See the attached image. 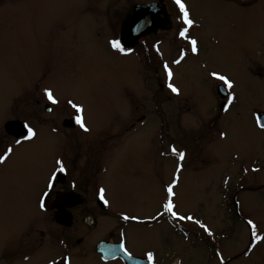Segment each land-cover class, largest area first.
Returning a JSON list of instances; mask_svg holds the SVG:
<instances>
[{
  "label": "rangeland",
  "instance_id": "rangeland-1",
  "mask_svg": "<svg viewBox=\"0 0 264 264\" xmlns=\"http://www.w3.org/2000/svg\"><path fill=\"white\" fill-rule=\"evenodd\" d=\"M88 1L90 6L80 0H0V123L16 119L62 132V121L75 116L68 104L73 101L83 108L89 133H99L85 140L77 135L79 142L121 147L107 162L108 171L115 172L110 179H115L116 208L147 211L143 191L134 192L133 179L122 168L141 166L150 146L151 160L162 152L159 160L169 173L159 199L162 206L171 199L177 213L169 222H177L172 228L164 219L157 228L168 264H264V129L256 120L264 112V0H182L198 54L174 67L171 81L157 69L160 35L144 38L127 57L111 46L135 0ZM173 10L180 13L165 9L172 28L161 35L169 60L177 48H185L183 40L172 43ZM213 72L233 82L232 89L226 88L235 98L227 111L216 109ZM169 83L179 95L167 90ZM45 89L53 91L58 105L50 104ZM46 103L52 105L48 114ZM61 143L58 136L44 134L29 144L39 149L27 157L37 168L26 186H17L19 174L11 180L0 177V190L5 188L0 249L17 234L18 240H36L40 231L53 232L33 196L50 171L53 145ZM171 145L186 154L184 169L174 178ZM152 239L155 246V235Z\"/></svg>",
  "mask_w": 264,
  "mask_h": 264
},
{
  "label": "flooded vegetation",
  "instance_id": "flooded-vegetation-1",
  "mask_svg": "<svg viewBox=\"0 0 264 264\" xmlns=\"http://www.w3.org/2000/svg\"><path fill=\"white\" fill-rule=\"evenodd\" d=\"M80 0L84 6H90L92 2L88 0ZM93 1V0H91ZM183 2V1H182ZM184 3V2H183ZM156 7L158 11H162V8L166 9L168 6L174 9L178 8L175 0H135L130 3L129 9L120 24L119 34L115 40L119 41V35L122 29L124 20L130 16L135 7L145 6ZM180 11V10H179ZM176 15V17H174ZM170 17V16H169ZM163 19H166L164 15L159 16L160 27L166 26L163 23ZM173 19L177 25V30L173 32L175 40L172 43L178 44L182 41L185 48H177V55L172 56V59H164L163 42L161 35L168 32L172 28V18H170V29L162 30L159 28L156 33H150L138 40V44L144 38H153V36H159L156 45L160 48V57L158 70H162L165 78L167 74L164 70V65L167 64L170 70L173 72L174 67H179L188 56H196L198 54V41L194 38L189 30L184 37L180 36V31L184 28L189 29L185 24H181L182 14H177L173 10ZM112 27V26H111ZM178 28H180L178 30ZM197 41V52L193 53L191 40ZM141 43V42H140ZM146 41L144 42V44ZM122 46V45H121ZM123 47V46H122ZM125 51L120 52L124 57H127L134 47H123ZM148 56V53H146ZM198 58V56H197ZM179 60L180 63L174 61ZM212 80L216 81L213 84V88L218 100H215L217 110H220V106L223 102L228 104L230 92L226 99L223 101L218 95V87L224 86L222 81H217L211 74L209 75ZM168 80V79H167ZM169 81V80H168ZM218 82V83H217ZM174 85V84H173ZM168 86V85H166ZM176 87V85H174ZM225 89L227 88L224 86ZM167 90H170L169 88ZM171 91V90H170ZM212 92V91H211ZM232 96V95H231ZM234 102V100H233ZM52 106V105H51ZM46 103L44 106V112L51 108ZM226 106V105H225ZM129 108V107H128ZM74 110V109H73ZM75 114V110H74ZM9 122L20 123V130H16L14 133L9 132L6 129V124ZM22 121L16 119L3 120L0 123V154H3L8 148H12L11 154L6 161L0 164V177L6 180H11L15 175H20V180L17 186L22 187L30 181L31 173L37 167L31 166L28 160V156L31 155L37 149H30L36 140H39L41 135L49 134L51 136H58L63 140L61 144H54L52 154V162L48 164L50 171L39 179L38 189L36 190L33 198L34 205L37 211L46 215L49 223L53 224V232L40 231L38 239H21L18 234L12 241L5 243L0 249V264H168L169 255L164 254L162 256V244L161 237L157 235V228H160L162 220L165 224L171 226L177 222H171L175 220L177 216H173L165 211L160 201L163 187V176H167L169 173L168 168H164L160 163L161 158L160 151L158 150V160H151L152 147L148 154L143 156L142 165L134 170L125 166L122 168V172L126 174L129 179H133L135 186V193L140 191L145 195L144 203L147 204V211L119 209L114 206V182L115 179H110L111 172L113 175L115 172L113 168L111 171L107 169V162L113 161L116 152L121 150V147L115 148L112 144L105 143H83L79 142L77 135L83 136V139L88 137H94L97 134H91L84 132L75 123V116L69 115L62 121L61 131L56 129H47L34 127L30 125L36 132V136L32 140H24L21 135L23 131ZM51 130V131H46ZM67 131V134H65ZM17 140H21V144H16ZM171 145L168 148L169 154L175 161L174 169L170 175L171 178L177 175L178 169L183 171L181 165L184 160H180L177 154H174ZM177 150V149H176ZM151 151V152H150ZM180 152L177 150V153ZM50 155V153H49ZM156 156V154H155ZM21 158L22 162L17 163V159ZM56 160H61L65 167V171L57 173L55 186L50 190V194L45 197L46 207L42 211L39 207V202L43 193L49 191L47 188L48 179L52 172L57 168ZM39 169V168H38ZM130 179V180H131ZM168 184V183H167ZM166 184V185H167ZM165 185V186H166ZM164 186V187H165ZM163 187V188H164ZM104 189V197L108 201L105 203L99 198V190ZM0 190V195L4 192L5 188ZM130 194H132L129 191ZM161 193V194H160ZM160 198V199H159ZM148 200V201H147ZM162 200V199H161ZM137 204V202H136ZM138 205V204H137ZM157 208V209H156ZM154 210V213L149 216L145 215L148 211ZM164 210V212H163ZM127 215L130 219L125 220L123 217ZM135 217V219H131ZM172 228V226H171ZM155 235V246L153 245L152 236ZM152 239V240H151ZM101 245H106L108 248L107 254L100 253ZM123 245V249L121 248ZM153 253V260L150 262L147 259V253ZM127 253V254H126Z\"/></svg>",
  "mask_w": 264,
  "mask_h": 264
},
{
  "label": "snow or ice",
  "instance_id": "snow-or-ice-1",
  "mask_svg": "<svg viewBox=\"0 0 264 264\" xmlns=\"http://www.w3.org/2000/svg\"><path fill=\"white\" fill-rule=\"evenodd\" d=\"M175 3H176V5L179 8L180 13L182 14L183 23L188 25V26H191L193 24V21L189 18V12H188L185 4L182 2V0H175ZM187 31H188L187 28H184L183 30H181L180 33H179L180 36L184 37ZM110 43H111V46L114 49H117L118 51H121V52L125 51L124 48L121 46V42L120 41L112 40ZM190 43L192 45L193 53L197 52V41L193 39V40L190 41ZM174 62L177 63V64L180 63L179 60H176ZM164 70H165V72L167 74V77H168L169 81H171V79L173 77V73H172V71L170 70V68H169V66L167 64L164 65ZM211 75L216 80L222 81L223 85L226 86L229 90L233 88V86H234L233 82L228 77H226L225 75L219 74V73H216V72L211 73ZM168 88L171 90L172 93H175V94L179 95V89L177 87H175L172 83L168 84ZM44 96L47 98V100L50 102V104H52V105H58L59 104V100L54 96L52 90L45 89L44 90ZM234 99L235 98L233 96L229 95V99H228L229 104H231ZM68 104L75 110V123L80 127V129L82 131H84L86 133L89 132L90 128L86 125V123L84 121V118L82 116L83 108L80 105L74 103L71 100L68 101ZM227 110L228 109L226 108L225 111H227ZM48 111L51 112L52 109L49 108ZM260 126L262 128H264V118H262L260 120ZM21 135L24 137V140H32V139L35 138L36 132L29 124L25 123L23 125V131L21 132ZM21 143H22L21 140H17L16 141V144H18V145L21 144ZM12 151H13L12 148H8L3 154H0V164L4 163L6 161V159L11 154ZM172 151H173L174 154H177L179 156L180 160H183L185 158L186 154L184 152H178L177 153V150L175 148H173ZM55 163L57 165V168H56V170L54 172L51 173V175H50V177L48 179V183H47V188L49 189V191H46V192L43 193V196L41 197L40 202H39V207H40V209L42 211L46 207L44 198L47 197L50 194V190L54 188L57 173H61V172L65 171V167H64L63 162L61 160H56ZM167 192H168L169 197H171L173 195L172 185L168 186ZM99 198L105 203V205L108 204V201L104 197V189L103 188H101L99 190ZM163 207H164L165 211H167L171 215L177 216V213H175L174 210H173L174 209V205H173L171 199H169L163 205ZM123 218L125 220L130 219V217H128L127 215H125ZM178 218L179 219H185L186 218L188 220H193V217H191V216H189V217L180 216ZM131 219H135V217H131ZM195 222L199 224V221H195ZM248 223L250 225H252V221H249ZM200 227L204 228V231L207 232L209 235H212V233L209 231V229L207 227H205L203 224H201ZM252 227H253V233H252L253 236L256 237L257 239H260L259 237L256 236L255 226L252 225ZM121 248L123 249V245H121ZM147 259L150 262L153 260V253L152 252H148L147 253Z\"/></svg>",
  "mask_w": 264,
  "mask_h": 264
},
{
  "label": "water",
  "instance_id": "water-1",
  "mask_svg": "<svg viewBox=\"0 0 264 264\" xmlns=\"http://www.w3.org/2000/svg\"><path fill=\"white\" fill-rule=\"evenodd\" d=\"M164 15L166 19H163V23L169 25L167 14L165 9L162 8V11H158L156 7L151 5L145 7H135L133 13L128 16L122 25V30L120 33V42L122 46L125 47H134L138 42V39L144 37L150 33H155L159 28L162 30H168L169 27L159 25V16ZM218 94L221 98H225L226 93L223 88H218ZM224 105H221V109ZM264 118V112H259L257 114V120L260 125V120ZM20 123L9 122L6 124V129L11 133H14L16 130H20ZM100 253L105 255L107 254L108 248L106 245H101Z\"/></svg>",
  "mask_w": 264,
  "mask_h": 264
}]
</instances>
